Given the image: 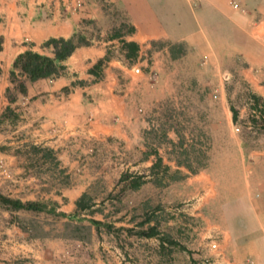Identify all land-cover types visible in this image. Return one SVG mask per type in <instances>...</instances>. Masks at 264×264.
<instances>
[{"label":"crops","instance_id":"crops-1","mask_svg":"<svg viewBox=\"0 0 264 264\" xmlns=\"http://www.w3.org/2000/svg\"><path fill=\"white\" fill-rule=\"evenodd\" d=\"M117 16L134 27L124 36L139 45L132 61L118 39L105 40ZM87 20L100 29V39L77 47L63 62L64 75L27 80L26 92L14 91L10 102L6 89L17 55L33 49L53 56L42 43L90 31ZM107 55L96 78L89 70ZM233 64L264 97V0H0V193L39 201L55 218L76 223L81 194L105 176L120 177L115 165L106 169L100 160L107 154L127 159L133 149L138 165L156 160L145 150L146 135L167 121L161 113L167 101L173 110H188L178 98H192L197 86L201 112H209L204 99L211 80L225 77ZM213 94L228 123L224 87L218 83ZM7 106L11 115L3 116ZM231 142L210 170V164L202 166L183 179L186 195L202 193L185 209L199 221L192 228V254L207 264H264V151H244L234 136ZM61 175L69 180L57 183ZM45 177H57L56 186ZM147 184L137 188L140 195ZM33 212L0 205V264H130L115 245L104 258L94 227L89 241L28 234L20 223Z\"/></svg>","mask_w":264,"mask_h":264},{"label":"rangeland","instance_id":"rangeland-1","mask_svg":"<svg viewBox=\"0 0 264 264\" xmlns=\"http://www.w3.org/2000/svg\"><path fill=\"white\" fill-rule=\"evenodd\" d=\"M121 22L120 16H117L114 26H118ZM240 67L239 64H233L224 72L225 77L211 80L210 96L206 101L204 99V105L210 108L209 112H201L200 104L203 100L199 96L197 86L193 89L192 98L188 97L187 100L178 98V104L187 103L188 110H173L174 104L172 102L170 105L169 101L163 106L162 121H166L165 119L167 121L163 122L164 127L158 129V132L154 133L152 129L147 132L145 150L147 154L153 153L154 149L161 151L166 157L165 163L162 162L169 166L166 172L162 168H157L155 173L150 171L154 158L138 165L136 149L130 150L127 159L110 160L108 159L110 154H107L104 161L100 160L101 163L103 162V167L111 169L115 165L121 174L146 171L150 177L146 178L148 186L141 195L137 189L123 190L128 181H120L121 174L119 178L105 176L101 178L102 181L82 193L86 194L85 201L89 204V208L79 213L76 223L70 220L61 221L52 213L47 215L35 211L23 216L20 223L22 229L34 237L70 235L89 241L93 237L91 228L94 227V240L98 242L99 252L104 258H109L106 254L107 250L115 245L130 264H207L192 254L195 253L191 249L194 247L191 244L192 228L199 225V221L185 212L188 204L201 200L202 193L196 196L186 195L183 179L189 175L187 172L197 173L202 166L210 164V170L213 163L220 161L217 158L221 152L231 150L233 146L231 136L241 140L244 151H264V129L260 126V120L256 117L255 122L250 121L251 99L248 92L253 90L240 73ZM218 83L225 90L226 108H229L230 99L239 110L236 124L233 123L231 116L228 123L225 122L220 99L213 94ZM261 97L264 99L263 96ZM168 131L172 132L173 138L166 135ZM176 161L180 163L181 168H177ZM186 165H191V169L196 172L189 171ZM45 179H48L49 185L56 186V182L51 177ZM59 180L57 183L61 184L67 182L69 177L61 175ZM112 183H114L113 189L108 191L107 186L112 187ZM180 199H187V202ZM91 218L112 224L115 232H108L104 226L96 230L90 221ZM150 225L157 227L158 237H139L134 234L135 231ZM121 227H132L133 231L127 233L126 230H121ZM108 233H111V236Z\"/></svg>","mask_w":264,"mask_h":264},{"label":"trees","instance_id":"trees-1","mask_svg":"<svg viewBox=\"0 0 264 264\" xmlns=\"http://www.w3.org/2000/svg\"><path fill=\"white\" fill-rule=\"evenodd\" d=\"M84 23L90 24L92 29L90 31H83L80 29L75 30V32L70 37H51L42 43V47H50L53 51V56H47L39 53L33 49H27L24 52L17 55L13 61L12 69L10 71V82L12 86L7 87L6 95L10 102L14 101L15 94L14 91L19 93L26 92V81L34 82L42 78H57L64 75L67 72V68L63 63L79 46H88L93 43V40L100 39V29L95 25L93 20L84 21ZM93 30V31H92ZM134 27L126 21H122L118 26H113L105 36V40L118 39L122 43V48L126 50L127 57L132 61L139 50V45L132 41H126L124 36L126 34L132 33ZM108 59V55L105 58L98 60L94 66L89 70L96 78L101 77L100 70ZM77 83H84V81H76ZM67 90V89H66ZM251 99V111H250V121L255 122L256 117L260 120V126L264 129V99L253 92H248ZM229 109L231 112V118L234 124L238 122L239 110L232 104L229 99ZM258 112V113H256ZM11 110L7 106L3 116H10ZM182 144V141H181ZM156 154V160L150 166L151 172H156L157 168H162L164 172L169 170V166L164 164L162 157L158 155V152L153 151ZM177 166L180 163L176 161ZM186 167L191 172H196L191 169V165H186ZM179 170V169H177ZM145 174H132L125 172L121 174L120 181H128L125 189L135 190L139 188L144 182H146ZM86 194H82L76 201V214L81 211H85L89 208V204L85 201ZM0 205L6 209L10 210H31V211H45L51 213L46 206L39 201H26L22 202L19 199H14L3 195L0 193ZM64 216L63 213H60ZM91 223L95 226L96 230H99L101 226H104L108 232H115L113 230V225L103 221H99L91 218ZM142 225L144 222L141 223ZM121 230H126L127 233H132V227H121ZM117 232V231H116ZM139 237H158L159 231L156 226L150 225L145 229H140L135 231Z\"/></svg>","mask_w":264,"mask_h":264}]
</instances>
